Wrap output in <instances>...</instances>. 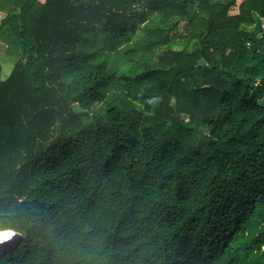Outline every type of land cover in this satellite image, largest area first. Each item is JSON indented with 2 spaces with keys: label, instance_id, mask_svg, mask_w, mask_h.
I'll list each match as a JSON object with an SVG mask.
<instances>
[{
  "label": "trees",
  "instance_id": "trees-1",
  "mask_svg": "<svg viewBox=\"0 0 264 264\" xmlns=\"http://www.w3.org/2000/svg\"><path fill=\"white\" fill-rule=\"evenodd\" d=\"M0 12L19 48L0 78V228L20 233L0 264H231L242 251L264 264V104L251 92L264 0Z\"/></svg>",
  "mask_w": 264,
  "mask_h": 264
},
{
  "label": "rangeland",
  "instance_id": "rangeland-1",
  "mask_svg": "<svg viewBox=\"0 0 264 264\" xmlns=\"http://www.w3.org/2000/svg\"><path fill=\"white\" fill-rule=\"evenodd\" d=\"M3 16L2 12H0V18ZM262 26L264 27V18L261 20ZM254 24L246 25L245 28L247 29H252ZM138 28L135 29L131 33V39L133 40L137 35H138ZM169 35L171 37V42H170V47L172 49L180 50L182 47L186 44L188 40V30L186 28V25L183 21H179L176 25H174L170 30H169ZM190 49L192 48V45L189 46ZM19 54V48L15 44V39L13 35L7 30L3 29L2 32L0 33V64H1V73H0V78L4 79L6 78L14 64V61L17 59ZM138 54H145V52H138ZM201 63H203V60H200ZM129 66V62H125L124 65L120 68L122 70L128 71L125 67ZM130 74H133L130 72ZM255 92V99L264 104V79L260 80L257 79L253 85L252 91ZM134 104L139 107L141 106L139 102L135 101ZM1 229V228H0ZM17 241V240H16ZM260 248L262 249L264 247V243H259ZM253 246L256 245L253 244ZM13 247V246H12ZM241 250L243 248L241 247ZM4 251V250H3ZM0 251V252H3ZM6 251V250H5ZM252 251V250H250ZM248 252V251H247ZM245 252L242 251L240 255H238L240 258L238 259L241 263L246 262V256ZM254 254H250L249 257L252 258ZM237 263L234 259L231 261V264H241ZM249 264H254L253 261L249 262Z\"/></svg>",
  "mask_w": 264,
  "mask_h": 264
},
{
  "label": "clouds",
  "instance_id": "clouds-1",
  "mask_svg": "<svg viewBox=\"0 0 264 264\" xmlns=\"http://www.w3.org/2000/svg\"><path fill=\"white\" fill-rule=\"evenodd\" d=\"M17 233L15 230L12 229H0V244L4 243L5 241L11 240Z\"/></svg>",
  "mask_w": 264,
  "mask_h": 264
},
{
  "label": "bare ground",
  "instance_id": "bare-ground-1",
  "mask_svg": "<svg viewBox=\"0 0 264 264\" xmlns=\"http://www.w3.org/2000/svg\"><path fill=\"white\" fill-rule=\"evenodd\" d=\"M6 229H10V228H6ZM13 230V229H12ZM17 235L14 236L11 240L5 241L4 243L0 244V251H5V249H8L10 247H12V245L15 243V240L18 236V232L16 231Z\"/></svg>",
  "mask_w": 264,
  "mask_h": 264
},
{
  "label": "built area",
  "instance_id": "built-area-1",
  "mask_svg": "<svg viewBox=\"0 0 264 264\" xmlns=\"http://www.w3.org/2000/svg\"><path fill=\"white\" fill-rule=\"evenodd\" d=\"M19 237H20V236L18 235L17 238H16L17 241H18ZM16 240H15V243H14L12 246H14V245L16 244V242H17ZM10 248H11V247H10ZM8 249H9V248H8ZM5 250H7V249H5ZM0 253H1V252H0Z\"/></svg>",
  "mask_w": 264,
  "mask_h": 264
},
{
  "label": "water",
  "instance_id": "water-1",
  "mask_svg": "<svg viewBox=\"0 0 264 264\" xmlns=\"http://www.w3.org/2000/svg\"><path fill=\"white\" fill-rule=\"evenodd\" d=\"M18 232V231H17ZM18 235L20 236V233L18 232Z\"/></svg>",
  "mask_w": 264,
  "mask_h": 264
}]
</instances>
